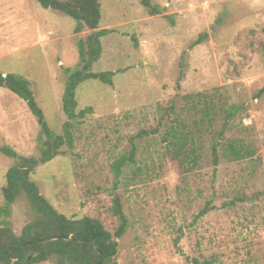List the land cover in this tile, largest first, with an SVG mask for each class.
Instances as JSON below:
<instances>
[{
    "label": "rangeland",
    "instance_id": "obj_1",
    "mask_svg": "<svg viewBox=\"0 0 264 264\" xmlns=\"http://www.w3.org/2000/svg\"><path fill=\"white\" fill-rule=\"evenodd\" d=\"M60 2L66 0H57ZM101 0L97 30L102 54L91 72H114L112 86L86 80L75 92L73 148L30 176L40 194L69 219L89 217L113 234L112 194L129 226L118 240L116 264H264V0ZM12 7V10L8 11ZM0 73L27 79L48 127L63 134L67 70L80 67L77 22L35 0H0ZM203 36V37H202ZM202 43L192 44L200 38ZM174 105V114L164 109ZM237 112L223 143L240 140L253 154L231 162L211 156L224 112ZM209 108V117L205 110ZM175 118V121L172 118ZM191 131L196 163L168 138L170 123ZM141 132L148 135L137 138ZM136 147L114 189L112 163ZM19 156L38 158L40 127L25 102L0 88V207L5 174ZM251 201L224 207L238 198ZM208 201L214 210L195 216ZM34 212L22 196L5 220L18 236ZM43 264H53L48 261Z\"/></svg>",
    "mask_w": 264,
    "mask_h": 264
},
{
    "label": "trees",
    "instance_id": "obj_2",
    "mask_svg": "<svg viewBox=\"0 0 264 264\" xmlns=\"http://www.w3.org/2000/svg\"><path fill=\"white\" fill-rule=\"evenodd\" d=\"M45 9L58 11L77 22L75 33H80L84 28L92 31L85 40H79L78 58L80 67L75 71L67 70L68 75L63 95L62 110L67 117L63 125V134L54 133L47 125L42 109L37 104L34 94L27 79L15 74L0 73V88L10 91L23 100L29 111L36 118L40 127L42 149L38 158L19 156L8 148H2L1 152L15 159V164L5 174V186L2 189L3 206L0 207V264H43L53 261V264H116L118 240L125 234L129 222L123 212V205L119 195L112 190L111 213L116 218L118 225L113 234L104 229L102 224L89 217L81 219H69L57 212L53 206L40 194L38 186L31 181L30 176L38 166L52 161L63 152L61 148L66 145L73 148V121L83 120L93 113L92 107H87L76 113L75 92L80 83L86 80H97L108 86H112L114 72L93 73L91 68L102 54L101 39L112 30H97L101 19V0H35ZM151 15L159 14V10L150 4L149 0H140ZM203 37V36H202ZM202 43L198 38L193 46ZM261 49L264 54V42ZM224 112V121L220 130L214 131L211 142V156L214 165H218L219 152L231 162H237L249 158L253 153L240 140H232L223 143L224 134L231 119L237 112L236 107H230ZM166 116L174 114V105L164 109ZM209 117L210 110H205ZM175 121V118H172ZM212 120L211 117L208 119ZM185 126H175L170 123L167 132L170 143L176 147L177 154L182 155L188 164H195L197 148L191 131H186ZM141 132L137 138L148 135ZM136 147L132 144L129 152L121 154L111 165L114 183L118 186L122 175V169L135 162ZM24 196L34 212L33 218L21 229L20 235H16L9 223L5 220L10 214L11 207L16 200ZM264 197V191L257 194ZM255 196L245 199L238 198L224 207L235 206L236 203L251 201ZM214 210L212 201L205 203L199 210L195 220H199ZM192 264H198L192 261ZM204 264H210L205 262Z\"/></svg>",
    "mask_w": 264,
    "mask_h": 264
},
{
    "label": "crops",
    "instance_id": "obj_3",
    "mask_svg": "<svg viewBox=\"0 0 264 264\" xmlns=\"http://www.w3.org/2000/svg\"><path fill=\"white\" fill-rule=\"evenodd\" d=\"M10 10H12V7H10V9H9L8 11H10ZM3 15L5 16L6 14H5V13H3L2 11H0V16H2V17H3Z\"/></svg>",
    "mask_w": 264,
    "mask_h": 264
}]
</instances>
